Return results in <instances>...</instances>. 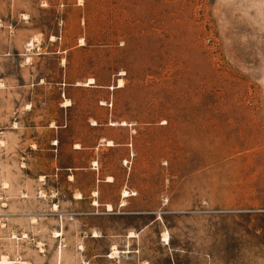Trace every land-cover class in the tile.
Wrapping results in <instances>:
<instances>
[{
	"label": "rangeland",
	"instance_id": "1",
	"mask_svg": "<svg viewBox=\"0 0 264 264\" xmlns=\"http://www.w3.org/2000/svg\"><path fill=\"white\" fill-rule=\"evenodd\" d=\"M3 258L264 264V0H0Z\"/></svg>",
	"mask_w": 264,
	"mask_h": 264
},
{
	"label": "bare ground",
	"instance_id": "2",
	"mask_svg": "<svg viewBox=\"0 0 264 264\" xmlns=\"http://www.w3.org/2000/svg\"><path fill=\"white\" fill-rule=\"evenodd\" d=\"M94 81L95 80L93 78H90L88 83L92 84V83H94ZM122 85H123V81L121 80L119 86H122ZM122 124H126V123L123 122ZM109 144H112V143L110 142ZM111 179H112V177L109 178V180H111ZM129 195H130V193L127 190L123 191V197H128ZM97 203H98L97 201H94V204H97ZM108 209H111V205L110 204L108 205ZM58 235H59V233L56 234V236H58ZM163 240L164 241H168L169 240L168 234H164ZM112 254L113 255L114 254H118V251L114 250L112 252ZM0 264H25V262H23V261H13V260H8L7 258H3V259L0 260Z\"/></svg>",
	"mask_w": 264,
	"mask_h": 264
}]
</instances>
